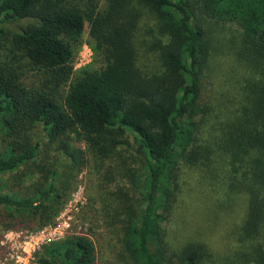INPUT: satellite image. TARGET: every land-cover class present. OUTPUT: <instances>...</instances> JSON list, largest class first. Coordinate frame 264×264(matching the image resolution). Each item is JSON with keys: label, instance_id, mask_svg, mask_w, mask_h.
<instances>
[{"label": "trees", "instance_id": "trees-1", "mask_svg": "<svg viewBox=\"0 0 264 264\" xmlns=\"http://www.w3.org/2000/svg\"><path fill=\"white\" fill-rule=\"evenodd\" d=\"M86 24L100 65L76 70ZM216 60L231 70L207 94ZM91 161L120 264H264V0H0V208L53 223ZM186 177L206 198L194 235L165 227ZM97 256L71 234L35 264Z\"/></svg>", "mask_w": 264, "mask_h": 264}, {"label": "rangeland", "instance_id": "rangeland-1", "mask_svg": "<svg viewBox=\"0 0 264 264\" xmlns=\"http://www.w3.org/2000/svg\"><path fill=\"white\" fill-rule=\"evenodd\" d=\"M233 28L237 29L235 25ZM99 65L100 62L88 43V24H86L82 43L75 60V68L79 70L86 66L95 68ZM230 70L231 66L227 61L221 63H219L218 60L213 61L212 70L207 75V78H205V92L207 94L210 92L219 94L221 89L220 85L225 82L227 79L226 75ZM225 86L226 85H224V88ZM79 146L86 150L85 143H81ZM93 163L94 162L91 161L90 165L78 171V178L74 189L68 196L65 205L62 207L55 221L51 224L40 226L38 222L32 218L12 219L8 217L6 211L0 208V264H12L10 260L11 255L16 253L17 250H21V245L32 247L35 241H40V243H42L45 236L54 233L53 227L55 226H60V230L64 235L63 237L75 233L90 235L97 246L98 256L96 264H120L117 237L114 236L113 232L109 231V228L106 226L107 223L101 213V202L99 201L96 206L94 205L92 207L89 203V197L92 194H100L101 186L106 187L102 180L101 173L105 172L109 164H106L99 170L100 172H97V167ZM123 167L124 166L121 165L120 169ZM116 175L120 183L128 185V181L122 180L117 171ZM39 176V174L28 175L25 178V183L30 184ZM4 178H7V176ZM187 180L189 184L183 187V198H180V202H178L174 214L166 221L165 227L175 230L178 223H184L186 226L183 234L194 235L198 232L193 231L192 228H188L187 219H191L190 227L197 226L204 227V230L206 229V198L202 189L197 186L192 177L187 178ZM1 183L2 178L0 177V188L2 187ZM105 191L106 190L102 188L101 192L103 193ZM188 212L191 213L190 217H188ZM65 221L69 222V228H66L64 224ZM207 231L206 236L214 247H221L225 244L223 237L224 229L220 232L209 231V229H207ZM7 232L10 233V237L13 238L10 243L13 245L10 247H8L9 245L4 246L3 244ZM12 248L14 251L10 253Z\"/></svg>", "mask_w": 264, "mask_h": 264}, {"label": "built area", "instance_id": "built-area-1", "mask_svg": "<svg viewBox=\"0 0 264 264\" xmlns=\"http://www.w3.org/2000/svg\"><path fill=\"white\" fill-rule=\"evenodd\" d=\"M64 224L66 228L70 227V224L68 221H65ZM53 231H54L53 234L45 236L44 241L42 243H40V241H35L32 244V247H26V245H21V250H17L16 253L11 255V259H10L11 263L12 264H35L36 254L38 251L41 250V247L44 244L64 238L63 232H61L60 230V226L53 227ZM9 234L10 233L8 232L7 234H5L6 239L3 243L4 246L9 245L8 247L13 245V244H10L13 238H11ZM75 234H80V233H75ZM13 251L14 249L12 248V251L10 253H13Z\"/></svg>", "mask_w": 264, "mask_h": 264}]
</instances>
